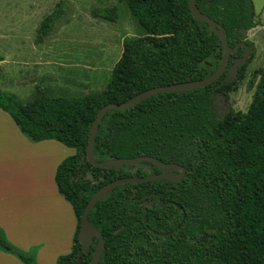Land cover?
<instances>
[{
	"label": "trees",
	"instance_id": "16d2710c",
	"mask_svg": "<svg viewBox=\"0 0 264 264\" xmlns=\"http://www.w3.org/2000/svg\"><path fill=\"white\" fill-rule=\"evenodd\" d=\"M114 1L129 11L144 35L123 42L104 90L55 98L37 86L23 105L0 92V110L29 142L54 141L75 151L54 176L77 223L71 252L56 264L76 261L81 216L100 188L162 173L150 163L106 170L82 162L99 109L154 88L205 80L223 59L221 43L208 25L192 18L188 0ZM195 1L203 15L222 26L230 48L243 42L252 49L242 37L258 26L251 0ZM67 4L59 3L40 23L36 46L63 24ZM91 15L109 23L117 20L116 8L95 9ZM243 54V48L233 54L224 75L207 88L159 94L103 117L93 146L96 162L151 157L183 167L186 175L179 182L116 187L96 203L88 221L104 240L98 264H264V70L250 80V86L257 82L245 113L228 111L219 118L213 109L214 96H227L252 60L251 54L236 81L221 84L233 60ZM151 201L152 208L141 206ZM160 202L164 206L157 209ZM96 244L94 238L81 264H90ZM0 251L22 264H37L34 250H18L1 231Z\"/></svg>",
	"mask_w": 264,
	"mask_h": 264
},
{
	"label": "rangeland",
	"instance_id": "374dc122",
	"mask_svg": "<svg viewBox=\"0 0 264 264\" xmlns=\"http://www.w3.org/2000/svg\"><path fill=\"white\" fill-rule=\"evenodd\" d=\"M63 1L68 3L65 21L44 44L36 46L40 23ZM251 2L258 26L244 37L252 44V60L227 96H214L213 109L219 118L228 111H247L257 82L250 86V80L257 70H264V0ZM104 8H116L115 23L93 18L92 10ZM143 35L129 11L114 0H0V92L22 105L31 99L37 86L55 98L100 92L122 54L123 42ZM63 147L64 158L75 153ZM6 167L9 177L14 168L9 164ZM63 231L67 236L68 229ZM63 231L60 228L50 235L43 229L37 236L62 241ZM39 248L33 246L27 252L34 250L37 255Z\"/></svg>",
	"mask_w": 264,
	"mask_h": 264
},
{
	"label": "crops",
	"instance_id": "0c3cea01",
	"mask_svg": "<svg viewBox=\"0 0 264 264\" xmlns=\"http://www.w3.org/2000/svg\"><path fill=\"white\" fill-rule=\"evenodd\" d=\"M65 154V148L57 142H29L0 110V231L7 242L22 251L41 247L37 264H56L62 254L71 252L77 223L70 204L58 194L54 182L57 167L75 153L64 158ZM8 164L14 168L9 177ZM60 228L68 229L67 236L62 232V241L37 236L43 229L53 235ZM61 249L64 252L60 253ZM0 264L21 263L0 251Z\"/></svg>",
	"mask_w": 264,
	"mask_h": 264
},
{
	"label": "water",
	"instance_id": "95a60500",
	"mask_svg": "<svg viewBox=\"0 0 264 264\" xmlns=\"http://www.w3.org/2000/svg\"><path fill=\"white\" fill-rule=\"evenodd\" d=\"M188 7L192 14V18L199 23H205L206 25H208L210 30L214 33V35L217 37V39L221 43V46L223 49V59H222L221 65L219 69L211 77L205 80L177 84V85H172L168 87L154 88L146 92H143L135 96L134 98L130 99L129 101L122 103L120 105L110 104V105H106L102 107L101 109H99L89 129L88 146H87L86 154L82 159V162L86 161L94 168L106 169V170L124 167V166H138L142 163H150L154 165L156 168H158L159 170H161L162 173L159 175H154V176L144 177V178L132 177V178H127V179H120V180L114 181L100 188L92 196V198L88 202L81 216L80 228H79V232L77 235V241L80 245V251L78 252L77 259L73 263L67 262L65 264H81V256L89 253L90 248L92 246V240L94 238L97 240V244L94 249L90 264H98V261L105 249L104 240H103L101 233L97 231L96 228L88 221V215L93 209V207L96 205V203L104 195H106L110 190L116 187L127 185V184L147 183V182H154L158 180L179 182L183 180L186 175V170L183 167L176 165V164H163L151 157H138V158L131 159V160H110V161H105L101 163L96 162L93 158V146H94L95 136H96L97 129L103 117L106 115V113L110 110L127 111L130 109H133L134 107H136L143 101L153 96L159 95V94L185 93V92H191V91H196V90L207 88L213 85L218 79H220L224 75L225 71L228 68L230 57L236 52H238L240 48H243L244 49L243 56L241 58H237L233 60V64L231 68L228 70V73L223 79L221 84L232 83L237 79L239 68L245 66L249 60L250 48L245 43L240 42V43H237L234 48H230L227 44V37H226V34L222 26L217 25L207 16L203 15L197 8L195 0H188ZM246 33L247 32H242V37H244ZM216 88H214V90ZM141 206L146 207V208H152L154 206V201L143 202ZM163 206H164V203L160 202L156 206V208L159 209ZM167 235H169V233Z\"/></svg>",
	"mask_w": 264,
	"mask_h": 264
}]
</instances>
